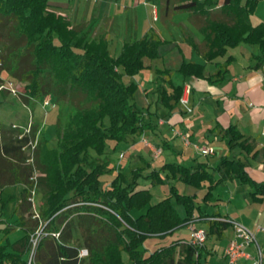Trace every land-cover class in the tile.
Segmentation results:
<instances>
[{
  "label": "trees",
  "instance_id": "1",
  "mask_svg": "<svg viewBox=\"0 0 264 264\" xmlns=\"http://www.w3.org/2000/svg\"><path fill=\"white\" fill-rule=\"evenodd\" d=\"M256 3L188 0L181 7L204 17L206 56L212 58L241 41L259 44L264 53V24L253 26L250 22ZM217 6L220 16H213ZM20 37L25 39L22 52L11 65L5 64L6 56L1 54L0 73H6V80L23 84L19 98L26 105L47 95L66 104L69 110L62 116H68L69 121L61 129L63 117L58 118L54 145L41 135L32 162L27 161V147L35 139L36 126L31 124L25 133L17 126L0 125V190L8 185L23 186L14 210L23 234L0 245V264H127L123 251L129 264H199L203 247L193 245L190 238L173 240L146 255L143 243L198 218L193 217L195 211L200 212L194 196L180 193L174 181L195 187L211 182L205 165L165 163L149 173L143 168L118 171L104 186L100 177L109 171L108 163L95 160L105 153L108 140L126 141L153 126L133 102L136 84H126L122 77L137 74L144 57L154 59L163 53L159 36L149 30L142 38L125 43L114 56L104 34L92 36L89 28L71 25L65 16L49 8L48 0H0V47ZM180 70L203 76L201 66L193 63H183ZM224 72L219 69L209 81L218 82ZM160 95L166 102L177 103L182 87ZM224 134L231 135L234 144L246 147L245 142L237 141L241 134L233 125ZM216 171V183L237 177L257 189L253 195L264 194V183L249 178L238 159L224 157ZM35 173V189L41 194L40 219L46 221V230L59 231V236H44L33 248L30 236L39 221L32 217L28 197ZM143 178L154 184L167 182L168 195L151 202L150 190L140 186ZM178 206L183 208V215ZM132 211L139 213L134 217ZM207 224L209 230L216 231L226 222L212 219ZM7 246L10 251H5ZM82 248L88 254L79 258Z\"/></svg>",
  "mask_w": 264,
  "mask_h": 264
},
{
  "label": "crops",
  "instance_id": "2",
  "mask_svg": "<svg viewBox=\"0 0 264 264\" xmlns=\"http://www.w3.org/2000/svg\"><path fill=\"white\" fill-rule=\"evenodd\" d=\"M48 1L49 8L65 16L71 25L89 28L92 36L104 34L114 56L119 55L125 43L140 39L149 30H153L162 41L163 53L154 59L143 58L142 69L146 68L149 74L155 75L148 79V82L154 83L153 86L156 89L154 92L159 94L162 91L170 94L174 88L182 87L179 102H166V99L161 96V104L155 111L156 114L152 113L148 119L144 114L146 121L153 125L145 129H152V133L147 134V131L143 130L141 134L148 135L154 144H143L148 152L152 151V147H161L160 153L150 161L144 154L135 152V155L134 153L131 155L135 161H130V159H124L126 151H121L123 157L110 167L116 173L118 171L125 173L135 168H143L144 173H149L153 169H159L165 163L182 165L188 163L185 166L191 167L204 164L211 175V182L204 181L201 187L189 185L193 191L187 195H193L196 205L200 207V212L195 211L193 215L198 218H194L188 225H182L163 237H150L149 242L146 239L143 243L144 254H148V251L151 252L152 249L168 245L173 240L191 239L192 230L202 228L207 231V239L202 246L199 264H228L227 247L232 241L242 242V237L236 234L233 225L228 222V220H235L254 232L256 242L244 244L242 246L244 255L239 256L234 264H264V194L253 195L257 189L237 177L216 183L218 178L216 167L224 157L240 160L245 165V172L249 178L256 183H264V139L260 135L264 128V53L259 44L241 41L235 46L226 47L221 55L207 57V37L202 30L204 17L191 9L181 7L188 0ZM215 9L213 16H220L217 12L219 6ZM250 22L253 26L264 24V0H257L250 15ZM174 60L175 64L171 66L170 62ZM183 63L200 65L203 76L186 75L180 70ZM219 69L225 70L221 80L211 83L209 79H215L213 76ZM122 80L126 84L134 82L137 85L136 91L139 90L141 84L138 85L133 81L132 76L124 75ZM142 89L143 94L147 96V88ZM7 93L8 96H13ZM48 98V105L43 104L44 97L33 100L27 105L18 98L20 103L31 112L32 118L28 126L34 124L36 128L40 127L41 135L45 137H47L46 125H41V120H48L56 128L58 118L63 117L62 114L69 110L56 102L51 95H48ZM38 105L48 114L42 119L40 116H35ZM168 105L174 107L169 109ZM156 116L157 119H155ZM15 125L19 127L18 124ZM230 125L240 132L241 138L237 141L245 142L246 147L234 144L235 141L231 135L224 134ZM184 137H187L188 143L185 142ZM47 139L50 138L47 137ZM135 141V138L133 141L128 138L125 142L110 140L111 144L108 145V151L106 146L105 153L117 152L119 147L129 142L134 148L138 146ZM197 146H205L210 149V152L202 154L197 150ZM165 151L168 152L167 156L160 160ZM107 163H109L107 167L109 169V165L112 164L109 160ZM115 176L116 174L111 177L105 176L103 185H108ZM102 179L103 177L101 181ZM140 182L141 187L149 190V184H156L144 178ZM178 182L181 181H174L177 189ZM210 184L212 187L208 194ZM188 190L192 189L188 188ZM178 191L184 193L179 189ZM36 195V208L39 212L41 194L37 192ZM167 195L168 191L157 199L160 200ZM14 210L10 219H0L4 221L2 229L5 234L0 237V245H7L23 234L17 226ZM178 211L183 215L182 207L178 206ZM138 213L132 211L134 217ZM199 213L203 216L200 217ZM212 219H223L226 224L221 229L211 231L207 221ZM188 226H190L189 230ZM182 228L188 232L191 231V234L174 235ZM73 234L76 236L77 232L74 231ZM156 238L169 240L164 243ZM10 250V246L5 249V251ZM122 259L129 264L127 255L124 259L122 253Z\"/></svg>",
  "mask_w": 264,
  "mask_h": 264
},
{
  "label": "rangeland",
  "instance_id": "3",
  "mask_svg": "<svg viewBox=\"0 0 264 264\" xmlns=\"http://www.w3.org/2000/svg\"><path fill=\"white\" fill-rule=\"evenodd\" d=\"M25 43V39L23 37L17 38V39H12V40H7L4 45L0 47V55L3 54L6 56V65H11L15 62L17 56L19 53L22 52L23 50V46ZM175 62L172 61L170 62V64H172L171 66H173V63ZM148 69L144 68L141 69L137 74L132 75L133 77V81H135L136 83H138V85H140L139 90H137V85H136V90L133 93V100L135 102V104L137 105L138 108H140L142 110V112L145 114L146 118L148 119L149 115H152V113H154V115L156 114L155 111H157L158 106L160 107L161 104V95L159 93L154 92L156 89L153 86V82H148V79H150L153 75L149 74V72H147ZM155 76V75H154ZM153 76V77H154ZM0 77L2 79V83L5 82L6 79H8V77L6 76V73L3 71L2 73H0ZM19 89L18 94L14 95V97L12 96H8L7 94V90L5 88H1L0 93V125L2 126H10V125H15L18 124V126L22 129L26 128V127H30V125L28 126V122L31 120L32 116H31V112L29 110H27L23 104L20 103V101L18 100L20 92L23 90V84L22 83H18V82H14ZM147 88L148 90V95L145 96L143 94V89L142 88ZM45 99L48 98V95L44 97ZM58 105V104H56ZM63 107H66V104H63ZM48 109V108H47ZM50 110V109H49ZM51 111V110H50ZM50 113V112H49ZM35 116H40V118L42 119V117H45L46 114L40 107V105L37 106V110L35 111ZM68 116L63 117L62 120V124H61V129L65 128L68 124ZM157 119V116L156 118ZM153 119V120H155ZM156 122V121H155ZM41 125H46V129L45 132L47 134V137H49L50 139L49 142L51 145L55 144L56 141V133H55V127L49 123L48 120H41ZM156 124V123H155ZM16 126V125H15ZM147 131V134L152 133V129H144ZM41 133H42V129L40 127L36 128V132H35V142L38 145V141L41 139ZM46 137V138H47ZM130 139V141L134 140L135 138V142H137L138 146H134L132 143H128V144H123L122 147H119L117 152H109V153H104L102 155H98L96 156L95 160L97 162H100V160L102 162H111L112 165H109V171L105 172L104 174H102L101 178L102 182L104 183V178L105 176L107 177V175H109L110 177L113 176L114 174H117L116 171H112V169H110V167H112L114 165V163L117 162V160L119 158L123 157V154H121V151H126V153L124 154V159H130V161H135V159L131 156L135 155V152H140V154H144L145 157L152 161L153 157H154V152H148L146 147L144 146L143 143H145V141L148 144H154L149 138L148 135H140V136H136V137H128ZM127 138V139H128ZM109 143L106 144L107 146V150L108 151V145L111 144L110 140L108 141ZM125 142V141H124ZM127 143V142H126ZM110 147V146H109ZM158 148V147H157ZM161 148V147H160ZM37 149V147H36ZM168 152H164L163 155L161 156V159H164L165 156H167ZM123 159V160H124ZM126 161V160H124ZM176 161V159H175ZM158 162V161H157ZM109 164V163H108ZM185 165H187L188 163H183ZM108 167V166H107ZM40 171H38L39 173ZM39 175H43L42 173ZM179 187L178 189L181 192H184L185 194H190L193 191V188L189 185L183 184L181 182H178ZM168 185L169 184H161V183H157L155 185L149 184L151 193L153 194L152 198H151V202H155L157 201L158 197H162L164 196L167 191H168ZM192 189L191 191L188 190ZM22 192V186L19 184H15V185H9L6 186L3 190H0V219L2 220H8L12 217L13 214V210L14 207L17 203V201L20 198V194ZM37 193V192H36ZM37 198V195H35V199ZM36 204H37V200H35ZM42 222L44 223L45 221L43 219H41ZM3 222L4 221H0V237L4 236V231L2 229L3 226ZM188 226V230H189ZM191 234V231L188 232L187 230H185V228L180 229L179 231L177 230V232L174 235H187V234ZM190 236V235H189ZM157 240H161L164 243H167L169 239H158ZM150 239H147V242H149ZM153 250V249H152ZM150 252V251H148ZM127 255L126 251H123V258L125 259ZM127 260V259H126Z\"/></svg>",
  "mask_w": 264,
  "mask_h": 264
},
{
  "label": "built area",
  "instance_id": "4",
  "mask_svg": "<svg viewBox=\"0 0 264 264\" xmlns=\"http://www.w3.org/2000/svg\"><path fill=\"white\" fill-rule=\"evenodd\" d=\"M1 88H5L9 92V94H11L13 96L18 94V92H19L18 86L11 80H5V82L0 86V89ZM182 101H184V100H182ZM43 104L48 105L49 104V98H46V99L44 98ZM11 126L14 127L15 125H11ZM29 129H30V127H26L23 129V132L28 133ZM260 135H261L262 139H264V128H262ZM184 140L186 143L189 142L187 137H184ZM145 143L148 144L146 141H145ZM35 148H36V142L34 139L33 141L29 142L28 147H27L28 154H29L27 161H29V162L33 161ZM196 148L202 154H208L210 152V149H208L205 146H197ZM152 151L155 154L154 156H156L160 153L161 150H160V148L152 147ZM34 181H35L34 187L32 188L31 194L28 197V199L32 205V213H33L32 217L35 219H38V221H39V227L30 236V241L32 243L33 248L36 246L38 240L44 236H53L55 238H57L59 236V231L46 230L45 229L46 221L43 223L42 220L40 219V215H39V212L36 208V203H35L36 173L34 174ZM228 222L233 225V227L236 231V234L242 237V242L232 241L226 249V256L228 259V264H234L235 260L239 256L244 255V253L242 251V246L244 244H248V243H252V242L254 243V242H256V239L254 236V232L250 231L248 228H246L240 222L235 221V220H228ZM206 239H207V234H206L205 229L196 228V229L192 230L190 241L193 245L203 246ZM33 251H32V253H33ZM87 254H88L87 249L82 248L79 250V258L85 257Z\"/></svg>",
  "mask_w": 264,
  "mask_h": 264
}]
</instances>
